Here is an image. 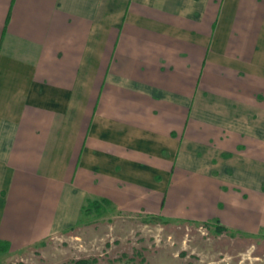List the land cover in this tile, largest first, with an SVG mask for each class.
Segmentation results:
<instances>
[{
    "label": "crops",
    "instance_id": "obj_1",
    "mask_svg": "<svg viewBox=\"0 0 264 264\" xmlns=\"http://www.w3.org/2000/svg\"><path fill=\"white\" fill-rule=\"evenodd\" d=\"M90 199L264 228V0H0V241Z\"/></svg>",
    "mask_w": 264,
    "mask_h": 264
},
{
    "label": "rangeland",
    "instance_id": "obj_2",
    "mask_svg": "<svg viewBox=\"0 0 264 264\" xmlns=\"http://www.w3.org/2000/svg\"><path fill=\"white\" fill-rule=\"evenodd\" d=\"M75 227L15 252L0 264H264V228L257 234L214 223L164 220L106 206Z\"/></svg>",
    "mask_w": 264,
    "mask_h": 264
},
{
    "label": "trees",
    "instance_id": "obj_3",
    "mask_svg": "<svg viewBox=\"0 0 264 264\" xmlns=\"http://www.w3.org/2000/svg\"><path fill=\"white\" fill-rule=\"evenodd\" d=\"M109 206L111 205V203L105 199H90L88 200V203L86 204V206L84 207V211L85 213H90L91 210H94L98 213H101L102 211H100L101 209H103L105 206ZM217 230L219 232H223V231H226L228 230V228L224 227V226H221L220 227H217ZM10 250V245L8 242H4V241H0V253L1 252H8ZM87 262L86 261H79L77 262V264H86Z\"/></svg>",
    "mask_w": 264,
    "mask_h": 264
}]
</instances>
